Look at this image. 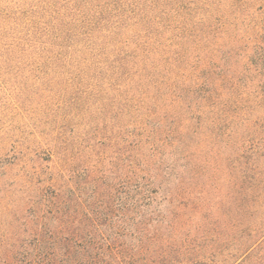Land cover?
Here are the masks:
<instances>
[{
	"label": "trees",
	"instance_id": "obj_1",
	"mask_svg": "<svg viewBox=\"0 0 264 264\" xmlns=\"http://www.w3.org/2000/svg\"><path fill=\"white\" fill-rule=\"evenodd\" d=\"M20 1L26 6L0 15V28L15 21V41L0 29V62L15 51L19 65L121 77L138 102L130 111L138 133L124 200L96 190L80 212H57L62 225L38 228L0 264H127L149 244L176 241L202 210L193 201L206 141L188 137L211 125L231 130L264 101V0L238 10L237 0Z\"/></svg>",
	"mask_w": 264,
	"mask_h": 264
},
{
	"label": "rangeland",
	"instance_id": "obj_2",
	"mask_svg": "<svg viewBox=\"0 0 264 264\" xmlns=\"http://www.w3.org/2000/svg\"><path fill=\"white\" fill-rule=\"evenodd\" d=\"M248 1L237 0V10ZM0 4V15L26 6L20 0ZM6 24L0 29L8 28L4 37L10 43L15 21ZM5 57L0 62V261L12 257L21 241H31L38 228L62 225L54 220L57 212H80V201L90 200L96 190L124 200L130 143L138 133L130 112L138 102L121 77L94 68L19 65L15 51ZM258 104L255 114L236 120L231 130L211 125L204 135L188 137L195 146L206 141V155L197 162L204 176L195 180L193 201L202 210L176 241L149 244L146 257L127 264H264V101ZM235 140L241 146L233 149Z\"/></svg>",
	"mask_w": 264,
	"mask_h": 264
}]
</instances>
